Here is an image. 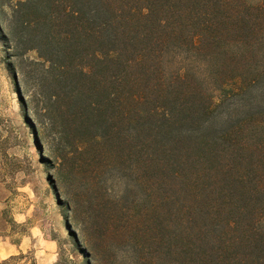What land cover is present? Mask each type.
<instances>
[{"label": "trees", "instance_id": "1", "mask_svg": "<svg viewBox=\"0 0 264 264\" xmlns=\"http://www.w3.org/2000/svg\"><path fill=\"white\" fill-rule=\"evenodd\" d=\"M11 20L90 255L264 264V0H19Z\"/></svg>", "mask_w": 264, "mask_h": 264}, {"label": "rangeland", "instance_id": "2", "mask_svg": "<svg viewBox=\"0 0 264 264\" xmlns=\"http://www.w3.org/2000/svg\"><path fill=\"white\" fill-rule=\"evenodd\" d=\"M17 1L0 0V264H109L101 253H89L67 152L35 114L37 74L30 62L37 54L21 45L14 50L4 37Z\"/></svg>", "mask_w": 264, "mask_h": 264}]
</instances>
